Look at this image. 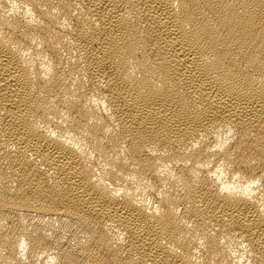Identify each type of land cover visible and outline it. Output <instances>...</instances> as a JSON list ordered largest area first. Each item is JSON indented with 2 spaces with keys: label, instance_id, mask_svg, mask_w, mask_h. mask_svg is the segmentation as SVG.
<instances>
[{
  "label": "bare ground",
  "instance_id": "obj_1",
  "mask_svg": "<svg viewBox=\"0 0 264 264\" xmlns=\"http://www.w3.org/2000/svg\"><path fill=\"white\" fill-rule=\"evenodd\" d=\"M0 264H264V0H0Z\"/></svg>",
  "mask_w": 264,
  "mask_h": 264
}]
</instances>
